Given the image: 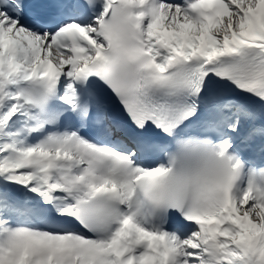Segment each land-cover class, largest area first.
Masks as SVG:
<instances>
[{
	"label": "snow or ice",
	"instance_id": "1",
	"mask_svg": "<svg viewBox=\"0 0 264 264\" xmlns=\"http://www.w3.org/2000/svg\"><path fill=\"white\" fill-rule=\"evenodd\" d=\"M0 264H264V0H0Z\"/></svg>",
	"mask_w": 264,
	"mask_h": 264
}]
</instances>
